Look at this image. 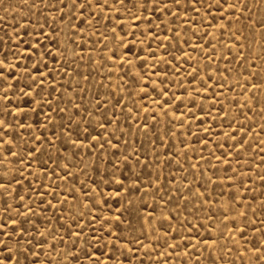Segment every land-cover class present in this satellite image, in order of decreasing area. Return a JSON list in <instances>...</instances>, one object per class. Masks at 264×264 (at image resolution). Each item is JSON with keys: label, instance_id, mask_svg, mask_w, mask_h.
Returning <instances> with one entry per match:
<instances>
[{"label": "rangeland", "instance_id": "rangeland-1", "mask_svg": "<svg viewBox=\"0 0 264 264\" xmlns=\"http://www.w3.org/2000/svg\"><path fill=\"white\" fill-rule=\"evenodd\" d=\"M207 2L209 0H204ZM64 3L71 6L72 0H63V3L60 0H0V39L8 50L9 59L16 65L18 77L9 76L12 84L8 89L9 99L0 95V117L12 123L18 143L14 151L25 161V152H31L33 147H41L44 152L29 171H25L13 155L4 153L0 158V172L7 171L9 176L23 180L24 185V188L13 185V195L19 191L23 201L8 199V203L12 208L25 202L34 206L38 215L32 216V220L41 230L63 224L57 219L61 213L67 218L71 212L78 219V213L83 212L86 221L91 216H96L98 221L101 217L105 221L111 219L114 228L115 217L120 216L121 222L112 236H108L98 222L91 227L86 224L81 233L83 240L99 232L114 257L107 260V264H116L117 259L123 264H185V261L209 264L210 258H219L220 264H258L256 253L250 249L264 242V212L261 211L264 207V132L258 126L264 124L259 114L264 109V104L260 103L264 100V38L261 36L264 29L254 21L264 16V3L239 0L235 10L224 6L210 11L197 4L199 12L189 10L187 15L183 14V9L177 12L174 8L175 15L166 10L162 15L150 8L151 15L140 13L144 17L141 21L133 20L128 11L116 4L119 12L110 8H94L91 16L84 12L91 26L81 23L74 15L75 10L65 9ZM112 3L113 0H109V4ZM245 3L248 8H244ZM125 4L130 11H136L129 0H125ZM53 5L62 11H57ZM61 16L66 18L61 20ZM45 18L49 20L48 26H45ZM28 21L37 31L43 28L45 35L38 36L32 27L24 30ZM70 22L76 29L69 27ZM53 28L56 31H51ZM80 28L83 31H77ZM113 29L116 37L128 33L124 46L113 36ZM153 30L155 40L150 36ZM174 32L178 35H173ZM167 37H171V41ZM29 41L33 45L39 41L41 51L50 53L44 56L46 67H42V71L55 77L53 83L46 80L38 90L36 103L31 102L32 96L24 95L30 91L26 87L31 83L26 69L32 61L22 49ZM125 47L132 48V52H124ZM13 52L24 58L17 60ZM113 52L116 58L110 60ZM56 56L59 58L53 61L52 57ZM129 57L130 63L127 62ZM153 88L157 91H152ZM160 88L168 91V95L159 96ZM144 89L148 90L147 95ZM2 91L0 89V93ZM44 100L50 101L51 106ZM161 101L164 107H160ZM73 103L80 105L81 114L69 120L75 111ZM101 104L106 107L101 108ZM113 105H116L115 110ZM62 109L68 111L65 113ZM223 110L229 112L227 119L222 117ZM88 112L92 115L88 116ZM101 113H106L107 118L115 116V122L108 125L106 131L97 123V120L106 123ZM245 115L250 119H245ZM233 117L237 123L230 128ZM145 124L147 128L143 127ZM239 124L250 125L247 135L243 136V147L237 144L240 136L229 140L224 135L229 132L235 135L234 129ZM65 126L68 134L62 130ZM202 128L209 131H201ZM113 129L120 141V153L129 157V163L119 164V174L111 163L119 154L104 144L105 139H112ZM52 132L56 135L52 136L54 143L49 147L48 137ZM33 136H43L45 144L41 145L39 139L33 143ZM85 136L89 139L84 140L81 150L79 141ZM92 136L101 137L103 155L97 142L91 140ZM74 139L77 146L72 144ZM112 143L116 144L117 140L113 139ZM90 148L95 152L89 151ZM133 151L140 160L139 165L132 160ZM228 152L231 155H225ZM76 153L80 154L79 158L72 159L69 168L62 170L65 156L72 158ZM52 168H56L58 176L67 172L71 175L67 180L58 179L52 174ZM113 176L117 181L130 177L125 186L132 191L123 192L117 184L111 183ZM137 178L138 184L135 183ZM42 184L52 185L51 195ZM33 185L44 192L43 197L33 194L30 199L25 194ZM137 187L140 191L135 190ZM73 189L76 200L68 196ZM84 192L102 203L80 207L88 202ZM234 196L240 198L242 206L232 199ZM57 200L64 202L57 204ZM48 201L55 207L49 208ZM153 209L155 218L142 223L141 218L150 216ZM237 211L246 216H238ZM168 216L172 217L170 221ZM49 219L50 225L41 223ZM195 225H200L199 235ZM240 228L244 229L243 236ZM64 239L67 241V236ZM117 239L119 243L114 244ZM213 239L215 245L211 243ZM136 240L141 243H134ZM201 240L207 241L208 246L198 243ZM188 241L195 247L188 246ZM173 243L179 245L175 251L170 246ZM117 247L119 252L115 251ZM59 250L60 256L64 251L71 252L70 242L67 248L60 245ZM107 255L106 250L101 259ZM60 256L55 257L57 264H65ZM67 264H72L71 260Z\"/></svg>", "mask_w": 264, "mask_h": 264}, {"label": "snow or ice", "instance_id": "snow-or-ice-1", "mask_svg": "<svg viewBox=\"0 0 264 264\" xmlns=\"http://www.w3.org/2000/svg\"><path fill=\"white\" fill-rule=\"evenodd\" d=\"M60 3H63V0H60ZM129 3L131 4L132 9H136L135 12H132L128 9V6L125 4V0H113L112 4H109V0H72L71 6H69L67 3H64V8L68 9L69 11L75 10L74 15L77 17V19L81 20V23L88 24L91 26V21L88 19V17H85L83 15L84 12H88L89 16L92 15V10L94 8L99 9H106L110 8L112 11L119 12V9L115 7L116 4L120 5V8L125 9L128 11L130 17L133 20L141 21L144 19L143 16L140 15L141 12L143 13H149V9L151 8L153 12H159L162 15L167 12L172 13V10L175 8L177 12H179L181 9H183V14L187 15L188 11H194L199 12V9H197L196 5L201 4L202 7H205L207 10H211L213 8H224V6H227L231 10H235L239 7V0H236V2H230V0H209V2L204 3V0H129ZM261 3H264V0H261ZM163 4V7L161 6ZM35 6L33 2V7ZM255 6V4L253 5ZM54 8H56L57 11H62L61 8H59L56 5H53ZM248 3L244 4V8H248ZM151 15V13H149ZM175 15V13H172ZM241 15H243V9H241ZM66 17L61 16V20H64ZM27 20V17L24 18ZM207 19V17H205ZM150 22V21H149ZM183 23H188V21H182ZM255 24L259 25L261 29H264V16H262L261 19L254 21ZM49 20L45 18V26H48ZM28 27H32L33 31L36 32L38 36L45 35L44 29L41 28L39 31H37L36 27L32 25L30 21H28L24 25V30H26ZM69 27L71 29H76V25L69 23ZM224 27H227L225 25ZM121 29H123V22H121ZM51 31H56V29H51ZM77 31H83V28L77 29ZM113 36L121 43L122 46H124L125 38L127 36V32H125L124 37H116L115 30L113 29ZM142 31L148 33V29H142ZM169 31H172L169 29ZM100 35L103 37V33H100ZM135 35V33H133ZM173 35H178V32H174ZM16 36L19 37V33H16ZM150 36L153 40L156 39V32L153 30L150 32ZM262 38H264V31L261 32ZM106 39V38H105ZM169 41H171V37H167ZM161 46L165 47L163 43L161 42ZM104 47H107V44H104ZM33 48L35 51H33ZM124 52H132V48L125 47ZM22 53H27L28 57L32 61V65L29 66L26 69V72L31 80V83L27 84L26 87L30 89L28 92H24V95L26 96H32L33 100L32 103H36L35 97L40 95V92L38 91L47 80L50 84L55 81V77L52 76V73L48 71H42V67H46V65H43V59L45 55H50V53H45L41 51V45L39 41H37L34 45L29 41L27 47L22 49ZM13 57H15L17 60L23 59L24 56L17 55L16 52L12 53ZM59 58V56L52 57L53 61H56ZM116 58V53L113 52L112 56L109 57L110 60H114ZM136 59H141L139 56H136ZM127 62H131V57L128 58ZM16 65L12 62V60L9 59L8 56V50L6 49L5 45L3 44L2 39H0V89H3L2 93L0 95L3 96L4 99H9L8 97V89L12 87V84L9 80V76H13L14 78H17L16 75ZM51 78V79H49ZM152 91H157L156 88H153ZM170 91V89H169ZM207 91V89H205ZM145 95L148 94V90L144 89ZM158 95L161 97L167 96L168 91H165L163 88L159 89ZM175 98V97H174ZM41 99L44 98L41 96ZM44 103L48 104V106H51V102L48 100H44ZM120 101L118 100L116 104L118 105ZM261 104H264V100L260 101ZM165 103L163 101L160 102V107H164ZM237 106L240 107V105L237 103ZM72 107L75 109L73 116L69 117V120H73L77 117V114H81L80 105L73 103ZM106 104H101V108H105ZM116 105H113V110H115ZM201 112L204 111L203 108L200 109ZM2 111V110H0ZM43 111V109H41ZM61 111H64L65 113L68 111V109H62ZM249 112L252 111L251 108L248 109ZM262 118H264V109L261 110L259 113ZM88 116H91V112L87 113ZM102 116H105L106 123L101 122L97 120V123H100L101 127L107 130V126L111 125L115 122V116L112 118H107L106 113H101ZM208 116L211 117V113H208ZM229 116V112L227 110L222 111V117L224 119H227ZM82 118V115L81 117ZM245 119H250L247 115L244 116ZM45 119H48L46 116ZM237 123L236 118L233 117L232 120L229 122V127L231 128L233 124ZM260 127L261 132H264V124L258 125ZM17 127H20L19 124H17ZM55 127V125H54ZM143 127L147 128L148 125L145 124ZM248 128H250V125L248 127H245L243 124H239L235 129V135L231 132L224 133L226 137H228L229 140H236L237 136H240V139L237 140V144L240 147H243V136L247 135ZM62 130L65 131V134H68L67 128L62 127ZM201 131L208 132L209 129L202 128ZM242 133V135H241ZM55 132H52L51 136L48 137V146H52L54 141H52V136H55ZM15 129L12 126V123L5 120L3 117H0V158H2L4 153H7L8 155H13L16 157L17 162L21 163L24 167L25 171H29L33 164H35V161L37 159H40V156L44 155V152L42 151L41 147H33L31 152H25V155L27 157V160L25 161L24 157L21 156V154L17 151H14V147H18L17 139L15 138ZM39 139V142L41 145L45 144V138L43 136L37 138L33 136L32 142L35 143V141ZM89 139L88 136H85L83 139H80L79 141V147L81 150H83L84 147V140ZM101 137L99 136H92L91 140L97 142V146L102 150L101 154L103 155V149L104 144H108L111 148L116 150V153L119 155L114 156L111 163L112 167L116 169V172L120 173L119 164L121 162L129 163V157L127 154L120 153L119 139L115 136V129H113V135L112 139H105L104 144H100ZM117 140L116 144L112 143V140ZM73 146H77V141L74 139L72 140ZM219 146V145H218ZM91 152H95V149H89ZM39 154V155H36ZM79 153H76L75 157L69 158L65 156V163L63 164L62 170H66L69 168V164L72 162V159L79 158ZM132 160L136 161L137 164H140V160L136 155V152L133 151ZM225 155H231L230 152L225 153ZM219 159V158H218ZM48 160L52 161V157L48 156ZM224 162V161H222ZM262 163H264V160H262ZM47 167V165H44ZM129 170L131 171V166L129 165ZM17 172L19 170H16ZM51 172L54 176H57L58 179L67 180L68 176L71 175L70 172H67L63 176H58L56 172V168H52ZM22 176L23 173H20ZM37 178H39V174H36ZM45 175H48L46 172ZM4 177H7V179H3ZM130 177L124 176L119 181L116 180L115 176L111 177V183L117 184V186L123 191V192H130L132 191L131 188L125 186V181L129 180ZM231 179V178H229ZM262 182H264V177H262ZM30 184H32V181H29ZM135 183H139V178H137ZM13 185H17L20 188H24L23 180H18L16 176H9L8 172H0V206L3 207V214L0 215V264H57V261L55 259L56 256H60V245H64L65 248L68 247V242L71 244V252L64 251L63 255L60 256V259L67 264V261L71 260L72 264H85L86 261H90L91 264H107V260L114 259V257L111 256V249L109 248V245L104 242L103 237L99 235V232L97 231L94 235L86 236L83 240H81V233L85 231V225L87 224L88 227H91L93 223H100L102 228H105L107 231L108 236H112L115 232V228L119 227L120 224V216L115 217L116 225L115 228L113 227V221L111 219L105 221L104 218H100L99 221L97 220L96 216H91V219L86 221L84 217L83 212L78 213V219L76 217H73L71 212L68 213L67 218H65L64 214L61 213L57 219L63 221V224L56 225L54 228H48L45 227L44 230H41L40 227L35 225V222L32 220V216L38 215L36 211H34V206H30L29 203H21L20 207L18 208H12L11 205L8 203V199L11 200H20L23 201L24 197L21 196L19 191H16L15 195H13ZM59 185H57L58 187ZM41 187L46 188L49 190L48 194L51 195V189L52 185L50 184H42ZM136 191H140V189L137 187L135 189ZM160 189L157 188V191ZM76 190L73 189L72 192L68 193V196H71L72 200H76L77 197L73 195ZM25 194L29 196L31 199L32 195L35 194L36 196L43 197L44 192H40L36 189V187L33 185L31 188H27L25 190ZM83 195L87 196V203H82L80 207L87 208L88 204H99L102 202H98L93 200L92 196L88 194V192H84ZM116 195H120V193H116ZM198 195H203L202 193H198ZM7 199H4V198ZM53 199H56L55 196H53ZM237 203L241 204L242 201L238 196H234L232 198ZM64 201L57 200V204H62ZM129 204L132 203V201H128ZM167 203V201H165ZM48 207H55L51 204L50 201L47 202ZM144 207L146 208L147 205L145 204ZM20 208H23V211L20 210ZM94 210V209H93ZM261 211L264 212V207L261 208ZM9 213H14V215H9ZM39 215H43V213H39ZM91 215V214H90ZM123 215V213H121ZM238 216H246V213H242L240 211H237ZM155 218V209H153V212L148 217H142V223L143 222H150L152 219ZM225 218L227 219V213H225ZM167 219L170 221L172 219L171 216H168ZM212 217L209 216V220H211ZM41 223H47L48 225L51 224V220L49 219L47 222L42 221ZM235 223V220L233 221ZM161 228L164 227V225H160ZM197 229V235H199V229L200 225L194 226ZM172 229L169 227V231ZM205 230H208L207 225H205ZM241 236H243V228L239 229ZM59 233V235H58ZM67 236V241H65L64 237ZM183 240V237H181ZM119 239H117L114 244H118ZM134 243H141L140 241L136 240ZM198 243L205 244V246H208V242L205 240H201ZM212 245L216 244V240L213 239L211 241ZM103 244L104 247L101 248L100 245ZM188 246L195 247V245L191 244V241L187 242ZM143 246V245H142ZM175 251V249L179 246L176 243H173L170 245ZM46 248L48 249L46 251ZM264 242L261 243L260 247L251 248V251H254L256 253V260L258 261V264H264ZM106 250L108 252V255L105 259H101V257H105ZM115 251L119 252L120 249L117 247L115 248ZM133 249H129V252H132ZM230 251V250H229ZM99 254V255H98ZM44 257L43 259L41 257ZM116 264H123V261L116 260ZM143 264V262H141ZM163 264V262H161ZM185 264L187 262L185 261ZM197 264H199V261H197ZM209 264H220L219 258H210Z\"/></svg>", "mask_w": 264, "mask_h": 264}, {"label": "bare ground", "instance_id": "bare-ground-1", "mask_svg": "<svg viewBox=\"0 0 264 264\" xmlns=\"http://www.w3.org/2000/svg\"><path fill=\"white\" fill-rule=\"evenodd\" d=\"M213 33V32H212Z\"/></svg>", "mask_w": 264, "mask_h": 264}]
</instances>
